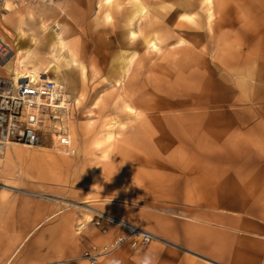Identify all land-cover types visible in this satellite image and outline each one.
<instances>
[{"label":"crops","instance_id":"crops-1","mask_svg":"<svg viewBox=\"0 0 264 264\" xmlns=\"http://www.w3.org/2000/svg\"><path fill=\"white\" fill-rule=\"evenodd\" d=\"M111 1L0 4V38L13 53L2 74L45 72L64 87L82 82L90 67L88 52L118 53L115 39L106 48L98 43L104 35L118 34L106 17ZM254 4L245 8L256 14L254 42L240 39L237 49H229L236 55L224 63L237 74L229 72L221 80L204 76L201 89L174 87L152 107L127 113L107 150L94 149L97 142L84 139L87 129L75 123L80 137L72 144L75 156L37 149L31 159L13 161L8 150L23 148L6 146L2 153L10 163L22 169L37 166L47 179H65V185H49L53 188L45 193L52 198L46 202L8 201L0 193V250L2 226L21 229L12 243L15 251L22 249L14 260L2 258L1 252L0 264H85L74 257L88 243H106L118 233L116 227L101 232L89 223L75 231L76 223L89 220L85 211L114 215L166 242L122 247L98 264H139L145 256L152 264H264V0ZM143 14L142 6L133 17L139 20ZM123 30L129 38L136 35L129 24ZM146 43L157 47L154 40ZM133 44L122 50L127 69L134 67ZM100 62L93 66L119 68L114 61ZM110 74L117 77L114 70ZM129 74L127 83L132 82Z\"/></svg>","mask_w":264,"mask_h":264},{"label":"rangeland","instance_id":"rangeland-1","mask_svg":"<svg viewBox=\"0 0 264 264\" xmlns=\"http://www.w3.org/2000/svg\"><path fill=\"white\" fill-rule=\"evenodd\" d=\"M28 1L23 0L18 4ZM255 1L259 0H112L109 2L106 17H108L109 24L113 21L114 27H118V34L104 35L98 43L101 48H106L107 44L111 43V39H115L114 41L118 44V53L110 55L104 50L100 53L88 52L86 63L90 67L81 77L83 81L64 87L66 109L63 117L72 144L80 139L72 128V124L75 123L78 126L81 125L82 129H87L84 139L90 142L96 141L97 143L92 145L101 153L107 150V145L118 139V124L122 121L126 122L123 118H127V113L134 114L136 109L152 107L157 98L166 97L165 93L170 89L174 90V87H181V91H190L192 85H196L201 89L206 85V80H203L204 76L221 80L229 72L237 74L238 69L226 68L224 63L229 56L231 59L234 58L236 53H231L229 49H237L240 39H244L243 42L246 39L254 42L256 38L254 36L256 14L254 10L248 14V9H245L250 6L253 8ZM142 6L144 14L141 19L136 20L133 15L137 8ZM0 11H2L1 7ZM111 16L112 20H110ZM128 24L136 32L133 38L124 35L123 29ZM149 39L156 42V48L147 45L146 41ZM127 43H134V51H129V54L133 55L132 64L134 65L130 69L122 67V60L126 55V52L122 50ZM75 56L78 58V53H75ZM90 56L94 61L89 60ZM102 59L109 65L113 61L114 64L118 63L119 68L103 69L93 66L95 63L101 64ZM81 70L84 71L83 68ZM113 70L117 72V77H111L110 71ZM128 70L130 74L133 73L131 76L129 74L132 77L130 83L126 80ZM102 74L103 77H101ZM112 79L118 81L110 82ZM17 145L23 149L16 147L9 149L11 159L21 156L25 157L22 158L24 161L31 159L30 152L37 151V149L60 154L49 139H46L40 146ZM73 148L75 149L74 146ZM76 154L75 149L70 156ZM0 157H2L0 193L8 201L11 198L12 200L29 198L46 202L52 198L45 193L48 188L52 187L49 185L54 183L56 188H62L65 185V179L54 181L47 179L45 170L42 168L34 166V168L24 169L25 166L21 164L24 166L22 169L19 164L10 163L4 159L6 158L4 153L0 154ZM72 182L75 188L77 180ZM82 213L86 214L87 219L89 218L84 226L91 224L89 221L92 214L88 211ZM77 227L76 223L75 231L79 230ZM19 230L21 229L2 226V250H0L2 258L11 257L14 260L22 254V249L19 247L15 251L16 244L12 243L15 232ZM154 242L166 243L160 238L149 244ZM148 245L135 249H143ZM82 251L83 249L74 257V260L86 264V261L81 259Z\"/></svg>","mask_w":264,"mask_h":264},{"label":"built area","instance_id":"built-area-1","mask_svg":"<svg viewBox=\"0 0 264 264\" xmlns=\"http://www.w3.org/2000/svg\"><path fill=\"white\" fill-rule=\"evenodd\" d=\"M5 1L0 0V3ZM10 1L18 3L23 0ZM11 52L10 45L0 38V154L11 143L32 147L40 146L46 139L60 152L74 153L63 117L66 109L64 86L47 74L28 75L23 82L14 80L11 75H3L1 66L10 58ZM89 222L101 232L116 227L118 233L106 243L88 244L81 253L86 264H98L103 256L122 246L141 248L160 239L149 231L100 211H92ZM77 226L82 229L84 224L77 223Z\"/></svg>","mask_w":264,"mask_h":264},{"label":"bare ground","instance_id":"bare-ground-1","mask_svg":"<svg viewBox=\"0 0 264 264\" xmlns=\"http://www.w3.org/2000/svg\"><path fill=\"white\" fill-rule=\"evenodd\" d=\"M6 1H8V0H6ZM106 1H110V0H106ZM139 15V14H138ZM131 35V34H130ZM11 51H12V48H11ZM12 52H11V55H10V57L12 56ZM42 56V55H41ZM41 58V57H40ZM10 59V58H9ZM8 59V60H9ZM12 59V58H11ZM42 59V58H41ZM41 59H39V60H41ZM7 60V61H8ZM6 61V62H7ZM47 61V60H46ZM5 62V63H6ZM4 63V64H5ZM4 64L1 66V67H3L4 66ZM46 65V64H45ZM45 68V67H44ZM53 72H55V73H57V70H53ZM16 73H18V71H16ZM37 74H44V75H46V73L45 72H27V73H24V74H22V75H15L14 73H12V77L14 78V80H16V81H18V82H23L24 80H25V78L28 76V75H37ZM69 136H70V134H69ZM11 144H14V143H11ZM8 145H10V144H8ZM4 151V150H3Z\"/></svg>","mask_w":264,"mask_h":264},{"label":"clouds","instance_id":"clouds-1","mask_svg":"<svg viewBox=\"0 0 264 264\" xmlns=\"http://www.w3.org/2000/svg\"><path fill=\"white\" fill-rule=\"evenodd\" d=\"M116 264H119V262H116ZM139 264H152V260L150 257L145 256L139 261Z\"/></svg>","mask_w":264,"mask_h":264}]
</instances>
